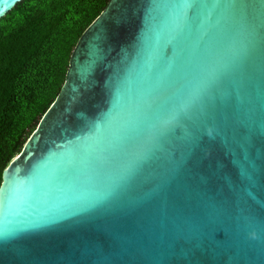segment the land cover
<instances>
[{
  "label": "water",
  "instance_id": "water-1",
  "mask_svg": "<svg viewBox=\"0 0 264 264\" xmlns=\"http://www.w3.org/2000/svg\"><path fill=\"white\" fill-rule=\"evenodd\" d=\"M0 264H264V0H109L3 172Z\"/></svg>",
  "mask_w": 264,
  "mask_h": 264
},
{
  "label": "trees",
  "instance_id": "trees-1",
  "mask_svg": "<svg viewBox=\"0 0 264 264\" xmlns=\"http://www.w3.org/2000/svg\"><path fill=\"white\" fill-rule=\"evenodd\" d=\"M109 0H23L0 19V186L57 98L78 40Z\"/></svg>",
  "mask_w": 264,
  "mask_h": 264
}]
</instances>
